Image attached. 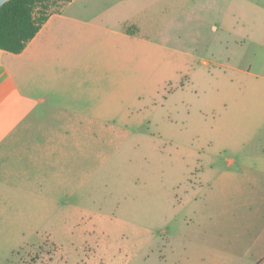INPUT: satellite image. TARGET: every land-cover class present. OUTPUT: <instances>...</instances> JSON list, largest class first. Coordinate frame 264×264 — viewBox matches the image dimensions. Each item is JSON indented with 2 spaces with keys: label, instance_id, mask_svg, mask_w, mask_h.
<instances>
[{
  "label": "crops",
  "instance_id": "obj_1",
  "mask_svg": "<svg viewBox=\"0 0 264 264\" xmlns=\"http://www.w3.org/2000/svg\"><path fill=\"white\" fill-rule=\"evenodd\" d=\"M192 33L195 49L187 45ZM222 44L231 115L215 120L195 152L196 174L179 200L182 220L190 218L195 228L181 230L178 258L180 264H264V0L66 2L21 52L0 49V156L26 119L113 118L121 113L123 88L137 87L139 75H168L172 61L174 72L181 71L191 56L209 66ZM207 88L202 102L216 105L219 89ZM63 128L40 133L35 148L48 156L42 166L15 169L0 160L1 214L8 201H31L41 214L59 194L72 197L75 173L85 176V165L68 159L70 147L86 133ZM33 185L34 192L26 189Z\"/></svg>",
  "mask_w": 264,
  "mask_h": 264
},
{
  "label": "rangeland",
  "instance_id": "obj_2",
  "mask_svg": "<svg viewBox=\"0 0 264 264\" xmlns=\"http://www.w3.org/2000/svg\"><path fill=\"white\" fill-rule=\"evenodd\" d=\"M52 1L51 8L63 2ZM188 39L198 47L193 33ZM226 46L219 52L216 46L218 59L209 66L191 56L181 71L174 72L172 61L168 75H139L137 87L123 88L121 113L113 118L22 122L2 144L1 162L23 170L42 166L48 156L35 148L40 133L69 125L86 133L74 139L68 158L85 165V176L75 173L72 197L59 194L41 214L31 201L3 203L9 210L0 213V264H180L181 230L195 228L190 218L182 220L179 202L196 174L195 152L215 120L231 115ZM202 68L210 73H199ZM204 85L219 89L216 105L202 102ZM22 181L15 187L23 188Z\"/></svg>",
  "mask_w": 264,
  "mask_h": 264
},
{
  "label": "trees",
  "instance_id": "obj_3",
  "mask_svg": "<svg viewBox=\"0 0 264 264\" xmlns=\"http://www.w3.org/2000/svg\"><path fill=\"white\" fill-rule=\"evenodd\" d=\"M51 8L52 0H8L0 6V49L19 53L35 36L50 13L63 4Z\"/></svg>",
  "mask_w": 264,
  "mask_h": 264
},
{
  "label": "water",
  "instance_id": "obj_4",
  "mask_svg": "<svg viewBox=\"0 0 264 264\" xmlns=\"http://www.w3.org/2000/svg\"><path fill=\"white\" fill-rule=\"evenodd\" d=\"M8 0H0V6L3 5Z\"/></svg>",
  "mask_w": 264,
  "mask_h": 264
}]
</instances>
